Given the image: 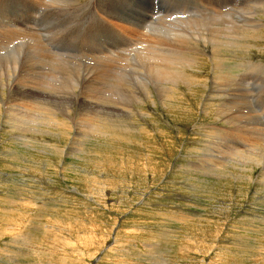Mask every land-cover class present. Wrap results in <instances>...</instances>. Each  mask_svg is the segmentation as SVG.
<instances>
[{
    "label": "rangeland",
    "instance_id": "374dc122",
    "mask_svg": "<svg viewBox=\"0 0 264 264\" xmlns=\"http://www.w3.org/2000/svg\"><path fill=\"white\" fill-rule=\"evenodd\" d=\"M162 3L157 11L154 0H0V61L23 56L30 69L19 67L0 88V264H264V155L256 154L264 150V0ZM229 24L247 38L221 55L211 35ZM182 57L192 62L184 65ZM147 60H163L160 68L180 63L185 84L166 80L168 96L143 90L135 77ZM34 68L68 76L80 97L70 110L73 123L63 110L51 112L64 126L39 121L37 137L18 131L37 125L36 111L22 110L30 123L13 126L6 112L23 94L40 96L27 89L31 80L46 82ZM117 72L126 90L139 94L131 93L133 110L121 118L107 108L113 99L130 104L110 90ZM80 90L103 97L92 101ZM100 102L107 110L95 106ZM104 118L129 129L94 132ZM238 152L244 154L236 161Z\"/></svg>",
    "mask_w": 264,
    "mask_h": 264
},
{
    "label": "bare ground",
    "instance_id": "6f19581e",
    "mask_svg": "<svg viewBox=\"0 0 264 264\" xmlns=\"http://www.w3.org/2000/svg\"><path fill=\"white\" fill-rule=\"evenodd\" d=\"M38 1V0H37ZM54 1V0H53ZM79 1V0H78ZM85 1V0H84ZM263 1V0H262ZM29 2V1H28ZM36 2V1H35ZM57 2V1H56ZM59 2H61V1H59ZM74 2V1H73ZM76 2V1H75ZM34 3V2H33ZM37 3V2H36ZM237 3V2H236ZM35 4V3H34ZM82 4V3H81ZM80 4V5H81ZM89 4H90V2H89ZM164 4V3H163ZM59 5V4H58ZM73 5V4H72ZM76 5V4H75ZM221 6V5H220ZM235 6V5H234ZM57 7V6H56ZM99 7V6H98ZM102 7V6H101ZM262 7V6H261ZM70 8V7H69ZM74 8H75V6H74ZM218 8V7H217ZM102 9V8H101ZM168 9V8H167ZM166 9V10H167ZM213 9V8H212ZM250 9V8H249ZM256 9V8H255ZM60 10V9H59ZM73 10V9H72ZM82 10V9H81ZM94 10V9H93ZM165 10V11H166ZM201 10V9H200ZM210 10V9H209ZM258 10V9H257ZM67 11V10H66ZM84 11V10H83ZM158 11V10H157ZM69 12V11H68ZM72 12V11H71ZM193 12V11H192ZM96 13V12H95ZM168 13V12H167ZM255 13V12H254ZM52 14V12L50 13V15ZM54 14V13H53ZM70 14H72V13H70ZM78 14V13H77ZM165 15V14H164ZM55 16V15H54ZM69 16V15H68ZM80 16V15H79ZM207 16V15H206ZM252 16V15H251ZM250 16V17H251ZM45 17V16H44ZM56 17V16H55ZM231 17V16H230ZM249 17V16H248ZM23 18V17H22ZM49 18V17H48ZM127 18V17H126ZM222 18V17H221ZM245 18V17H244ZM55 19V18H54ZM82 19V18H81ZM153 19V18H152ZM259 19V18H258ZM70 20V19H69ZM190 20V19H189ZM218 20V19H217ZM248 20V19H247ZM126 20H124V22H125ZM230 21V20H229ZM252 21V20H251ZM112 22V21H111ZM120 22H122V21H120ZM130 22V21H129ZM31 23V22H30ZM48 23V22H47ZM57 23V22H56ZM128 23V22H127ZM140 23H142V22H140ZM177 23V22H176ZM221 23V22H220ZM61 24V23H60ZM51 25L53 26L54 24H52L51 23ZM50 25V26H51ZM65 25V24H64ZM119 25V24H118ZM132 25H135L134 24V22H133V24ZM140 25V24H139ZM138 25V26H139ZM147 25V24H146ZM172 25V24H171ZM190 25H192V23L190 24ZM215 25V24H214ZM219 25V24H218ZM230 25V24H229ZM56 26H58V25H56ZM66 26V25H65ZM79 26V25H78ZM120 26H121V24H120ZM123 26V25H122ZM150 26V25H149ZM153 26V25H152ZM223 26V25H222ZM27 27V26H26ZM29 27V26H28ZM61 27V26H60ZM124 27V26H123ZM135 27V26H134ZM141 27V26H140ZM177 27H181V26H177ZM226 27V26H225ZM240 26H238V25H233V26H231L230 25V27H229V30H228V28H221L219 31H217L216 33V35L213 33V32H211V34H214V35H211L210 37L211 38H213L212 40H213V42H214V40L216 41V43H215V45H214V48H215V50L217 51V52H219V54H223V50L224 49H228V47H234V46H237V45H241V40L242 41H245V39L247 38V35H246V32H244V30L242 29V28H239ZM66 28V27H65ZM139 28V27H138ZM161 28V27H160ZM51 29V28H50ZM64 29V28H63ZM67 29V28H66ZM120 29H121V27H120ZM128 29L129 30H134L135 28H129L128 27ZM136 29H137V27H136ZM192 29V28H191ZM2 30V29H1ZM52 30H54L53 28H52ZM181 30V29H180ZM211 30H213V29H211ZM25 31V30H24ZM47 31H49V29L47 30ZM161 31V30H160ZM175 31H177L176 29H170V31H169V33L168 34H170V35H173V34H175ZM213 31H215V30H213ZM247 31V30H246ZM249 31V30H248ZM3 32H4V29H3ZM50 32V31H49ZM138 32H140V31H138ZM167 32H168V30H167ZM250 32V31H249ZM31 33V32H30ZM51 33V32H50ZM145 33V32H144ZM184 33H186V32H184ZM188 33H189V31H188ZM251 33H254V32H251ZM18 34H20V33H18ZM38 34V33H37ZM16 35H17V33H16ZM54 35V34H53ZM177 35V34H176ZM183 35V34H182ZM254 37H255V35H253ZM260 36V35H259ZM21 37V36H20ZM57 37V36H56ZM207 37V36H206ZM131 38V37H130ZM192 38V37H191ZM129 39V38H128ZM155 39V38H154ZM9 40V39H8ZM141 40V39H140ZM209 40V39H208ZM150 41V40H149ZM210 41V40H209ZM12 42H14V41H12ZM33 42V41H32ZM148 42V41H147ZM247 42V41H246ZM245 42V43H246ZM34 44H35V42H33ZM211 43V42H210ZM249 43V42H248ZM12 44V43H11ZM44 44V43H43ZM65 44H67V43H65ZM25 45V44H24ZM31 45V44H30ZM64 45V44H63ZM154 45V44H153ZM196 45V44H195ZM20 46V45H19ZM32 46V45H31ZM65 46V45H64ZM68 46H69V44H68ZM74 46V45H73ZM197 46V45H196ZM40 47V46H39ZM70 47V46H69ZM120 47V46H119ZM126 47V46H125ZM25 48V47H24ZM37 47H35V49H36ZM62 48V47H61ZM74 48V47H73ZM41 49H42V47H41ZM148 49H149V47H148ZM194 49V48H193ZM234 49V48H233ZM25 50V49H24ZM23 50V51H24ZM44 50V49H43ZM47 50V49H46ZM78 50H79V48H78ZM205 50V49H204ZM212 50H214V49H212ZM214 50V51H215ZM229 50V49H228ZM231 50V49H230ZM21 51V50H20ZM199 51V50H198ZM226 51V50H225ZM232 51V50H231ZM31 52V51H30ZM67 52V51H66ZM79 52V51H78ZM112 52V51H111ZM148 52V51H147ZM188 52V51H187ZM200 52V51H199ZM216 52V53H217ZM227 52H229V51H227ZM233 52H234V50H233ZM46 53V52H45ZM71 53V52H70ZM182 53V52H181ZM198 53V52H197ZM231 53V52H230ZM59 54H61L62 55V53H59ZM68 54V53H67ZM99 54H100V52H99ZM114 54V53H113ZM186 54V53H185ZM200 54V53H199ZM71 55V54H70ZM76 55V54H75ZM98 55V54H97ZM183 55V54H182ZM205 55V54H204ZM36 56V55H35ZM38 56V55H37ZM51 56V55H50ZM55 56V55H54ZM72 56V55H71ZM98 56H100V55H98ZM109 56V55H108ZM116 56L118 57V55L116 54ZM132 56V55H131ZM164 56V55H163ZM214 56V55H213ZM220 56V55H219ZM16 57H18V56H16ZM31 57V56H30ZM113 57H115V56H113ZM119 57H121V56H119ZM137 57V56H136ZM186 57V56H185ZM210 57V56H209ZM216 57V56H215ZM218 57V56H217ZM5 58V57H4ZM19 59H21L18 63L16 62V61H10L9 63H8V61L7 62H4V61H0V88L2 87V89H4V87H6V85H4V83H3V81L4 80H8V81H10V79H12V77H13V75L14 74H16L17 72V70L19 69V67H20V69L21 70H23V72L25 71V72H28L29 70H27V68H26V66H25V64H27L28 62H26L25 63V61H23V56H22V58H20V57H18ZM35 58V57H34ZM55 58V57H54ZM68 58V57H67ZM125 58V57H124ZM127 58H129V57H127ZM140 58H142V57H140ZM145 58H147V57H145ZM149 58V57H148ZM147 58V59H148ZM151 58V57H150ZM149 58V59H150ZM157 58V57H156ZM160 58V57H159ZM193 58H194V56H193ZM214 58V57H213ZM33 59V58H32ZM49 59H51V58H49ZM109 59V58H108ZM169 59V58H168ZM197 59V58H196ZM217 59V58H216ZM222 59V58H221ZM4 60V59H3ZM5 60H6V58H5ZM7 60H9V59H7ZM25 60V59H24ZM30 60V59H29ZM44 60V59H43ZM55 60V59H54ZM103 60V59H102ZM106 60V59H105ZM112 60H113V58H112ZM115 60V59H114ZM117 60V59H116ZM141 60V59H140ZM164 60V59H163ZM163 60H161L160 61V63L163 61ZM170 60V59H169ZM173 60V59H172ZM180 60V59H179ZM182 60L184 61V65H188L189 63H190V61L191 60H188L187 58H183L182 57ZM193 60H195V59H193ZM28 61V60H27ZM37 61V60H36ZM47 61V60H46ZM56 61V60H55ZM54 61V62H55ZM79 61H80V59H79ZM109 60H107V62H108ZM32 62V61H31ZM35 62V61H34ZM38 62V61H37ZM57 62V61H56ZM59 62V61H58ZM94 62H96V61H94ZM99 62V61H98ZM103 62V61H102ZM105 62V61H104ZM131 62V61H130ZM133 62V61H132ZM131 62V63H132ZM138 62V61H137ZM159 62V61H158ZM164 62H166V60L164 61ZM192 62V61H191ZM216 62V61H215ZM48 63V62H47ZM60 63V62H59ZM109 63V62H108ZM127 63V62H126ZM136 63V62H135ZM155 63H156V61H155ZM155 63H153V62H151V61H145V62H140L139 63V67H140V69H139V71H138V73H140L141 74V77H140V80L139 79H137V77H135V80L137 81V85L138 86H143V87H141V88H143V90H145V89H147L146 87H151V86H153L154 87V89L157 91V93L158 94H160L161 96H164V95H166V88H165V81L167 80L168 82H170V83H173V84H175L176 85V82H178V81H183L182 83H184L185 84V80H187L186 78H187V76H185V73H184V69H185V67L183 66V65H181L180 63H176V62H171L170 63V61L168 62L169 64H166L165 63V65H163V67L162 68H160L159 67V64H155ZM181 63H182V61H181ZM219 63V62H218ZM39 64V63H38ZM101 64H103V63H101ZM107 64V63H106ZM114 64V63H113ZM134 64V63H133ZM137 64V63H136ZM162 64V63H161ZM192 64V63H191ZM30 65V64H29ZM32 65V64H31ZM40 65V64H39ZM44 65H46V64H44ZM69 65V64H68ZM95 65V64H94ZM103 65H105V64H103ZM109 65V64H108ZM116 65H118V64H116ZM128 66L130 65V64H127ZM132 65V64H131ZM196 65V64H195ZM9 66H11V67H9ZM35 66V65H34ZM34 66H32V67H34ZM64 66V65H63ZM83 66V65H82ZM96 66V65H95ZM124 65H122V67H123ZM160 66H162V65H160ZM213 66V65H212ZM217 66V65H216ZM51 67V66H50ZM67 67V66H66ZM69 67V66H68ZM109 67V66H108ZM132 67H134V65L132 66ZM136 67V66H135ZM138 67V68H139ZM30 68V67H29ZM35 68H37V67H35ZM33 69L34 71H36V72H38V73H40L39 71H37V69ZM41 68V67H40ZM56 68V67H55ZM59 68V67H58ZM75 68V67H74ZM98 68V67H97ZM107 68V67H106ZM119 68H120V66H119ZM127 68V67H126ZM61 69V68H60ZM65 69V68H64ZM70 69V68H69ZM68 69V70H69ZM121 69V68H120ZM123 69V68H122ZM125 69V68H124ZM123 69V70H124ZM20 70V71H21ZM62 70H63V68H62ZM80 70V69H79ZM108 70V69H107ZM126 70V69H125ZM136 70V69H135ZM32 71V70H31ZM40 71L42 72V73H40L41 75L43 74V76L45 77V79H46V82H44V83H42L41 84V81H39V80H31L30 81V86H28L27 87V89H32L31 90V92L33 91V90H36L37 91V93H40L39 95L40 96H37V94H35V93H31V94H29V93H26V94H23V95H21V97L19 98V102H17L16 104H14V106L17 108V109H6V112L8 113V114H10V115H12L13 117H14V119L9 123V124H12V126H13V124L14 123H17V122H25V121H27V120H29V119H32V118H28L27 117V115H25V113L23 114V112H22V110H26L27 112L28 111H36L37 113H35V115L36 114H38L37 116H33L35 119H36V117H37V119H38V122H36L37 123V125L35 124V126H30V127H26L25 125H22V127H21V129H18V131L19 132H21V133H29V134H31V135H34L35 137H37V135H39L40 133H42L41 132V130L40 129H38L37 128V126H39L40 125V122L39 121H41V122H43V123H46L47 124V127H51V126H64V124H62V123H60V121H57V119H55L54 117H52L51 115H49V114H51V112L53 113V112H59V113H61L62 112V110H63V114L64 115H66L68 118H70L71 120H72V123H73V117L71 116V113H70V110H72L73 109V107H74V104H73V102H74V100H79L78 98H80V97H76L75 98V96H74V91H75V89L74 88H71V89H69L70 88V83H71V79L68 77V76H65V77H61V79L59 80V78L57 79V70H55V69H52V70H50V69H40ZM70 71V70H69ZM90 71V70H89ZM97 71V70H96ZM121 71V70H120ZM186 71V70H185ZM73 72V71H72ZM75 72V71H74ZM80 71H78V73H79ZM102 72V71H101ZM106 72V71H105ZM123 72H125V71H123ZM127 72V71H126ZM125 72V73H126ZM31 73V72H30ZM70 73V72H69ZM77 73V72H76ZM103 73V72H102ZM115 73V72H114ZM118 73V72H117ZM66 74V73H65ZM64 74V75H65ZM81 74V73H80ZM101 74V73H100ZM104 74V73H103ZM120 73H118V74H115V75H113V79H115L116 81H113V82H109V84H110V90L111 91H114L115 93L114 94H116L118 97H119V100L120 101H118V102H120V104H123V103H130L131 101H135L134 99H137L136 97H134V95L135 94H131V93H135V92H137V89H136V91L134 92H131V90L130 91H127L128 89L126 88V87H128V86H126L124 83V85L122 84V82L121 81H123V80H118L120 77L119 76H121V74L119 75ZM128 74V73H127ZM130 74V73H129ZM137 74V73H136ZM226 74V73H225ZM25 75H26V73H25ZM27 75H29V74H27ZM98 75V74H97ZM258 75V74H257ZM18 76H20V77H22L21 76V73H20V75H18ZM78 76V75H77ZM76 76V77H77ZM100 76V75H99ZM128 76V75H127ZM132 76H133V74H132ZM136 76V75H135ZM221 76H223V74L221 75ZM225 76V75H224ZM72 77V76H71ZM78 77H81L80 75L78 76ZM131 77V76H130ZM215 77V76H214ZM248 77V76H247ZM28 78V77H27ZM38 78H39V76H38ZM43 78V77H42ZM83 78V77H82ZM105 78V77H104ZM218 78V77H217ZM24 80H25V78H23ZM74 79V78H73ZM91 79V78H90ZM100 79V78H99ZM99 79H98V81H99ZM113 79H111V80H113ZM126 79V77L124 78V80ZM131 79V78H130ZM183 79H185V80H183ZM202 79V78H201ZM74 80H76V78L74 79ZM84 81H86L85 79H83ZM94 80H95V78H94ZM127 80H128V78H127ZM132 80V79H131ZM215 80V79H214ZM218 80V79H217ZM23 81V80H22ZM83 81V82H84ZM97 81V80H96ZM189 81H190V79H189ZM229 80H227V82H228ZM12 82V81H11ZM20 83H21V81H19ZM18 82V83H19ZM73 82V81H72ZM95 82V81H94ZM198 82V81H197ZM220 82V81H219ZM17 83V84H18ZM26 83V82H25ZM55 83V84H54ZM80 83V82H79ZM87 83V82H86ZM90 83H92V82H90ZM191 83V82H190ZM189 83V84H190ZM222 83V82H221ZM23 84V83H22ZM29 84V83H28ZM35 84V85H34ZM73 84V83H72ZM78 83H76V85H77ZM89 84V83H88ZM99 84H102L101 82L99 83ZM128 84V83H127ZM178 84H179V82H178ZM188 84V83H187ZM193 84V83H192ZM79 85V84H78ZM84 85V84H83ZM214 85V84H213ZM225 85V84H224ZM229 85H230V83H229ZM16 86V85H15ZM55 86H58V92H57V94L54 96L53 94H52V91H54L56 88H55ZM85 86V85H84ZM89 86H91V85H89ZM99 86V85H98ZM126 86V87H125ZM169 86V85H168ZM188 86V85H187ZM219 86V85H218ZM228 86V85H227ZM238 86V85H237ZM9 87V86H8ZM17 87V86H16ZM76 87V86H75ZM93 88H91V89H96V85L95 86H92ZM137 87V86H136ZM171 87V86H170ZM191 87V86H190ZM241 87V86H240ZM18 88V87H17ZM87 88V87H86ZM89 88V87H88ZM87 88V89H88ZM102 88V87H101ZM100 88V89H101ZM108 88V87H107ZM129 88V87H128ZM226 88V87H225ZM61 89V90H60ZM90 89V90H91ZM127 89V90H126ZM135 89V88H134ZM173 89V88H172ZM212 89V88H211ZM220 89V88H219ZM231 89V88H230ZM18 90V89H17ZM20 90H22V89H20ZM81 90H82V88H81ZM80 90V92H82V91H86V90H82L81 91ZM149 90H151V89H149ZM78 91H79V88H78ZM173 91V90H172ZM211 91V90H210ZM230 91V90H229ZM16 92V91H15ZM65 93V94H68L70 97H66V98H64L60 93ZM89 92V91H88ZM91 92V91H90ZM96 92V91H95ZM99 92V91H98ZM143 92V91H142ZM24 93V92H23ZM111 93V92H110ZM157 93H155V94H157ZM208 93V92H207ZM17 94V93H16ZM79 94V93H78ZM82 94H84L83 92H82ZM82 94H81V97H82ZM85 94H88V95H86V97H84V98H89V99H92V101H97V102H99L100 100H101V96L100 97H98V95H100V94H98V95H95V94H89V93H85ZM84 94V95H85ZM137 94H138V92H137ZM17 95H19V94H17ZM77 95V94H76ZM83 95V96H84ZM105 95V94H104ZM108 95V94H107ZM111 95V94H110ZM110 95H109V97H110ZM139 95V94H138ZM170 95V94H169ZM222 95H224V94H222ZM20 96V95H19ZM111 96H113V95H111ZM148 97H151V96H149V93H148V95H147ZM147 96H144V97H147ZM166 96H168V95H166ZM166 96L165 97H163V98H166ZM216 96V95H215ZM59 98V99H57V98ZM103 97V96H102ZM138 97V96H137ZM13 98V97H12ZM111 98V97H110ZM110 98H109V101H110ZM117 98V97H116ZM162 98V99H163ZM168 98V97H167ZM170 98V97H169ZM206 98V97H205ZM248 98V97H247ZM26 99H30V100H33V101H35V104H30L31 106L30 107H27L26 108V105L25 104H22L21 102L23 101V100H26ZM106 99H108V98H106ZM118 99V98H117ZM125 99H128V101L126 100V101H124ZM156 99H157V97H156ZM171 99V98H170ZM170 99H169V101H170ZM214 99V98H213ZM114 100V99H113ZM113 100H111V102H110V104L108 103V109L112 112L111 114H113L114 116H116V117H119V118H121V117H123L124 116V114L125 115H130L131 114V112H129L127 109L129 108V107H131L130 109H132V107L133 106H131V105H133V102L132 103H130V104H128V106L127 105H123V106H126V107H121L120 105H119V103L118 104H115L116 102L115 101H113ZM130 100V101H129ZM146 100V99H145ZM165 100V99H164ZM167 100V99H166ZM165 100V101H166ZM186 100V99H185ZM146 101H148V100H146ZM154 101V100H153ZM168 101V100H167ZM258 101V100H257ZM136 102H138L137 100H136ZM135 102V103H136ZM163 103H164V101H162ZM101 103V105H97V104H95V106H101V107H105V109H106V106H105V104L103 103V102H100ZM112 103V104H111ZM115 105H114V104ZM162 103V104H163ZM166 103V102H165ZM168 103V102H167ZM247 103V102H246ZM259 103V102H258ZM92 104H93V102H92ZM91 104V105H92ZM228 104V103H227ZM116 105H119L118 107L116 106ZM180 105V104H179ZM241 106V105H240ZM64 107H66V109L64 110L63 108ZM135 107V106H134ZM223 107H226V106H223ZM96 108V107H95ZM221 108V107H220ZM97 109V108H96ZM95 109V110H96ZM98 109H99V107H98ZM141 109V108H140ZM154 109H155V107H154ZM224 109V108H223ZM222 109V110H223ZM264 109V108H263ZM39 110H40V115H42V117L39 115ZM107 110V109H106ZM133 110V109H132ZM135 110V109H134ZM217 110V109H216ZM219 110V109H218ZM228 110V109H227ZM230 110H232V109H230ZM77 111V110H76ZM105 111V110H104ZM178 111V110H177ZM221 111V110H220ZM108 112V111H107ZM187 112V111H186ZM228 112V111H227ZM225 113H226V111H225ZM237 113H238V111H237ZM84 114V113H83ZM95 114V113H94ZM133 114H135V113H133ZM29 115H31L30 113L28 114V116ZM33 115V114H32ZM96 115V114H95ZM231 115V114H230ZM239 115H240V113H239ZM82 116V115H81ZM84 116H87L86 114L84 115ZM98 116H100V115H98ZM102 116V115H101ZM107 116V115H106ZM105 116V117H106ZM227 116V115H226ZM225 116V117H226ZM234 116V115H233ZM252 116V115H251ZM31 117V116H30ZM115 117V118H116ZM126 117V116H125ZM231 117V116H230ZM247 117V116H246ZM86 118V117H85ZM87 118H88V116H87ZM94 118H97L96 116H94ZM101 118H103V117H101ZM111 118V117H110ZM112 118H114V117H112ZM233 118H235V116L233 117ZM243 118V117H242ZM83 119V118H82ZM118 119V118H117ZM130 119V118H129ZM232 119V118H231ZM90 119H88V121H89ZM100 120V119H99ZM104 120H105V122L104 123H95V122H93V123H95L94 125L96 126V128L94 129V132H101V131H103V130H101V131H97L98 129H97V127H104L103 129H109L110 127H114V130H115V128H117V127H119V129H120V126H122L125 130H128L129 129V125H124V124H119V125H115L113 122L114 121H112V120H109V119H105L104 118ZM115 120V119H114ZM32 121H34V120H32ZM85 120H83V122H84ZM96 121V120H95ZM101 121V120H100ZM122 121V120H121ZM121 121H120V123H121ZM132 121V120H131ZM233 121V120H232ZM235 121H237V120H235ZM238 121H240V120H238ZM238 121L237 122H234V123H238ZM245 121V120H244ZM28 122V121H27ZM97 122V121H96ZM116 122V121H115ZM124 122V121H123ZM129 122H130V120H129ZM28 123H30V122H28ZM35 123V122H34ZM76 123V122H75ZM85 123H86V121H85ZM85 123H83V124H85ZM233 123V124H234ZM250 123V122H249ZM26 125H27V123H25ZM87 124H89V123H87ZM252 124V123H251ZM33 125V124H32ZM235 125V124H234ZM238 125V124H237ZM241 125H242V123H241ZM11 126V125H10ZM17 126V125H16ZM18 126H21V123L18 125ZM17 126V127H18ZM24 126V127H23ZM81 126V125H80ZM108 126H110L109 128H108ZM221 126V125H220ZM236 126V125H235ZM131 127V126H130ZM20 128V127H19ZM90 128H92L91 126H90ZM239 128V127H238ZM241 128V127H240ZM245 128H247V127H245ZM76 130V135H78V136H80V133H79V129H78V127H76L75 128ZM102 129V128H101ZM135 129H136V127H135ZM63 130H64V127H63ZM87 130V129H86ZM89 130V129H88ZM92 130V129H91ZM100 130V129H99ZM110 130V129H109ZM131 130V129H130ZM247 130V129H246ZM249 130H251V129H249ZM256 130V129H255ZM61 131V130H60ZM90 131V130H89ZM113 131V130H112ZM93 131H92V134L94 133ZM115 132V131H114ZM45 133V132H44ZM61 133V132H60ZM91 133V132H90ZM105 133V132H104ZM104 133H102L101 132V134H104ZM107 133V132H106ZM62 134H63V132H62ZM100 134V133H99ZM129 134V133H128ZM252 134V133H251ZM67 135V134H66ZM70 135V134H69ZM68 135V136H69ZM105 135V134H104ZM61 136V135H60ZM75 136V135H74ZM253 136H254V134H253ZM260 137V136H259ZM55 138V137H54ZM75 138V137H74ZM255 139V138H254ZM263 139V138H262ZM68 140V139H67ZM229 140V139H228ZM74 141V140H73ZM102 141V140H101ZM238 141V140H237ZM263 141V140H262ZM66 142V141H65ZM77 142V141H76ZM220 142V141H219ZM260 143H261V141H259ZM246 143V142H245ZM263 143H264V141H263ZM75 144V143H74ZM78 144V143H77ZM252 145V144H251ZM259 145V144H258ZM249 146V145H248ZM253 146V145H252ZM220 147V146H219ZM255 147V146H254ZM262 147V146H261ZM239 148V147H238ZM215 150V149H214ZM242 150V149H241ZM260 151V150H259ZM262 152V153H261ZM186 153V152H185ZM242 154H244V153H242V152H238L237 154H235V156L237 157L235 160L236 161H239L240 159H241V155ZM253 154V153H252ZM251 154V155H252ZM257 154V157L259 156V155H264V150H261L260 152H257L256 153ZM246 155V154H245ZM254 155V154H253ZM238 156H240V157H238ZM256 156V155H255ZM232 157V156H231ZM234 157V156H233ZM233 157H232V159H233ZM230 158V157H229ZM256 157H254V159H252L251 161L253 162H259L260 160V158L259 159H255ZM209 159V158H208ZM263 159V158H262ZM261 159V160H262ZM220 160V159H219ZM226 160V159H225ZM227 160H228V157H227ZM250 160V159H249ZM251 161H249V162H251ZM235 162V161H234ZM262 162V161H261ZM225 163V162H224ZM237 163V162H236ZM235 163V164H236ZM244 163V162H243ZM218 166L219 165H221V162H219L218 161V163H216ZM232 164V163H231ZM256 164V163H255ZM215 166V167H218V166ZM224 165V164H223ZM239 165V164H238ZM245 165V164H244ZM251 166H252V164H251ZM262 166V165H261ZM214 167V168H215ZM253 167V166H252ZM229 168V167H228ZM241 168V167H240ZM239 168V169H240ZM245 168V167H244ZM242 169V168H241ZM214 170V169H213ZM213 170H211L212 172L211 173H213ZM219 170V169H218ZM214 171H216V170H214ZM231 171V170H230ZM205 172V171H204ZM264 172V171H263ZM200 173V172H199ZM235 175H236V173H234ZM216 175H219L218 173L216 174ZM224 175V174H223ZM240 175V174H239ZM221 176V175H220ZM236 176H238V175H236ZM235 176V177H236ZM218 177V176H217ZM225 177H226V175H225ZM241 177V176H240ZM231 178V177H230ZM249 180V179H248ZM183 194V193H182Z\"/></svg>",
    "mask_w": 264,
    "mask_h": 264
}]
</instances>
